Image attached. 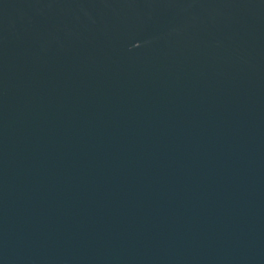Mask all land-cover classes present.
Here are the masks:
<instances>
[{
  "label": "water",
  "instance_id": "1",
  "mask_svg": "<svg viewBox=\"0 0 264 264\" xmlns=\"http://www.w3.org/2000/svg\"><path fill=\"white\" fill-rule=\"evenodd\" d=\"M0 264H264V0H0Z\"/></svg>",
  "mask_w": 264,
  "mask_h": 264
}]
</instances>
